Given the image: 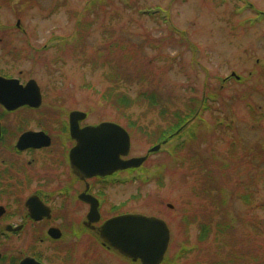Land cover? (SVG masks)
<instances>
[{"label": "rangeland", "instance_id": "374dc122", "mask_svg": "<svg viewBox=\"0 0 264 264\" xmlns=\"http://www.w3.org/2000/svg\"><path fill=\"white\" fill-rule=\"evenodd\" d=\"M260 13L264 0H0V67L22 70L25 80L38 84L41 114L62 106L87 112L89 123L124 127L129 159L144 157L177 112L208 100L188 131L151 153L138 170L123 172L121 185L106 189V214L116 213L109 212L113 206L166 222L168 261L162 264L228 263L232 253L244 258L247 250L264 264ZM79 30L81 41L61 54V39ZM111 43L116 46L108 52ZM113 72L120 88L110 83ZM108 89L126 94L129 109L106 103L101 95ZM143 91L155 92L162 106H150L139 97ZM182 141L185 148L173 158L171 148ZM206 226L212 232L200 239ZM85 255L77 261L133 264L97 248L85 247Z\"/></svg>", "mask_w": 264, "mask_h": 264}, {"label": "flooded vegetation", "instance_id": "af4514ba", "mask_svg": "<svg viewBox=\"0 0 264 264\" xmlns=\"http://www.w3.org/2000/svg\"><path fill=\"white\" fill-rule=\"evenodd\" d=\"M30 81L22 70L0 67V264H89L76 257L85 255V247L130 260L106 244L100 231L108 219L124 214L113 206L109 212L116 213L106 214V189L138 168L94 176L75 168L71 126L100 122L89 123L87 112L62 106L41 114L42 96L38 102L28 93ZM36 115L46 121L33 120Z\"/></svg>", "mask_w": 264, "mask_h": 264}, {"label": "water", "instance_id": "95a60500", "mask_svg": "<svg viewBox=\"0 0 264 264\" xmlns=\"http://www.w3.org/2000/svg\"><path fill=\"white\" fill-rule=\"evenodd\" d=\"M26 89L28 93L35 94L39 102L40 92L36 83L28 82ZM28 104L33 103L28 101ZM71 133L76 139V145L71 151L72 163L75 168L81 167L90 172V176L136 168L147 158L120 159V156L126 157L129 153L130 137L124 128L112 122H102L83 129L76 125L71 126ZM158 148L159 145L150 151ZM100 237L133 262L161 264L168 247L170 232L162 219L134 213L108 219L101 227Z\"/></svg>", "mask_w": 264, "mask_h": 264}, {"label": "trees", "instance_id": "16d2710c", "mask_svg": "<svg viewBox=\"0 0 264 264\" xmlns=\"http://www.w3.org/2000/svg\"><path fill=\"white\" fill-rule=\"evenodd\" d=\"M90 4H92L93 6V2H91ZM88 10L92 9V7L88 6ZM82 21H78L77 22V26L83 25ZM72 35H74L71 39H64L60 42L59 45V49L58 51L62 54L64 52H66L68 50V46H70V44L68 43L70 40L73 41V44H71L72 46L76 43H79L81 41L82 37V33L79 31L74 32ZM116 46V44L111 43L109 44L108 48H110L108 50V52H111V48L113 49ZM76 47V46H75ZM120 51V50H118ZM110 79V83L114 84V86H111L115 89L120 88L122 86V84L117 87L119 85V82H122V80L120 79V75L113 73H110L109 75ZM116 93H113L112 90H106L102 93V99L108 103L109 105L114 106L117 110H126L129 109V103H131V99L124 93H119L118 90L115 91ZM140 96H144V99L147 100L148 104L150 106H156V105H160L162 106L161 102L157 99V94L153 91H150L148 94L146 92H140L139 97ZM210 97V96H209ZM208 109V100L206 98H202L198 101L197 107L194 109V107H192V109H187V111L185 113L183 112H177L175 115V119L174 121H171L170 126L161 131V133H159L157 140L160 141L164 138H168L170 141L175 138L176 136H179L180 134L182 135V133L188 131L190 128V125L192 123V121L196 120L200 115H202L204 113L205 110ZM162 110V109H161ZM163 111V110H162ZM221 124L219 123L218 126H220ZM129 127L131 128L132 126L129 125ZM182 127V128H181ZM181 128V130L178 132L177 135L173 134L179 129ZM189 128V129H188ZM169 135H172L170 138L168 137ZM180 135V136H181ZM195 131H191L189 133V138L190 140L195 138ZM157 142V141H156ZM186 142H180L176 145H174L171 148V153L170 155L174 158L183 148H185V144ZM185 144V145H184ZM232 144V143H231ZM243 199H246L245 195L243 196ZM223 229L221 228H217L216 232H214L215 236H217V238L219 237L216 233L221 231ZM209 232H212V230L206 226V227H202L201 228V234H200V239L205 238L207 236V234ZM223 232V231H222ZM204 236V237H203ZM230 245V244H229ZM233 247V246H232ZM235 251V250H234ZM245 257L243 258V256L239 255L238 253H232L230 259L228 260L229 264H248V263H252V264H261L262 263V259L257 257L255 254L252 253V251H246L245 252ZM243 260L242 263H240ZM168 261L167 258H165L164 262L166 263ZM174 259L170 260L169 263H173ZM239 262V263H236ZM228 263H224L220 260H216V264H228Z\"/></svg>", "mask_w": 264, "mask_h": 264}]
</instances>
